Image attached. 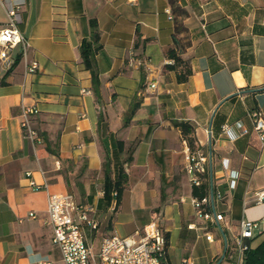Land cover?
Masks as SVG:
<instances>
[{
	"label": "crops",
	"instance_id": "0c3cea01",
	"mask_svg": "<svg viewBox=\"0 0 264 264\" xmlns=\"http://www.w3.org/2000/svg\"><path fill=\"white\" fill-rule=\"evenodd\" d=\"M23 1L26 55L15 48L11 68L0 60V264H63L48 223L52 193L87 210L97 227L83 231L95 250L155 220L168 233L170 264H210L223 253L220 264L231 262L215 225L214 241L205 238L175 122L193 127V149L209 156L211 141L212 197L229 240L242 220L264 219V142L250 116L264 117V0ZM91 20L102 45L96 85L79 52ZM7 23L0 0V30ZM169 50L182 64L167 63ZM33 60L38 70L28 74ZM23 108L37 109L30 121L39 142L23 134ZM105 160L113 178L121 167L127 174L117 206L103 198Z\"/></svg>",
	"mask_w": 264,
	"mask_h": 264
},
{
	"label": "built area",
	"instance_id": "2783aa9c",
	"mask_svg": "<svg viewBox=\"0 0 264 264\" xmlns=\"http://www.w3.org/2000/svg\"><path fill=\"white\" fill-rule=\"evenodd\" d=\"M134 3L136 0H126ZM2 6L6 10L8 23L0 30V60L7 68L14 64L12 53L15 48H20V54L26 55L29 44L23 34L18 30L17 24L20 22V8L23 0H1ZM169 13V12H168ZM171 18V17H169ZM174 60H168L172 64ZM38 62L33 60L26 66L28 74H34L38 70ZM154 86L153 84L151 85ZM83 93H90L82 90ZM37 112L36 108H23L21 128L26 138L33 142H39V136L33 128L30 115ZM254 130L260 140L264 142V117L258 111L251 114ZM223 131H230V126L225 124ZM247 130L242 129L239 135L245 134ZM184 171L193 187L202 184V177L207 174V163L209 156L200 149H191L189 145L184 149ZM34 189L41 186L30 181ZM44 188L47 185L44 184ZM264 200V189L257 192V201ZM195 213L197 217L204 220L205 238L209 242L214 241L210 228L215 225L220 232V239L224 245L225 255L227 254L232 264H243L246 252L250 248L249 240L257 234L264 232V219L257 221L242 220L239 224V231L229 240L221 222L224 220L222 213L217 212L208 182V196L203 199L193 198ZM48 223L52 228L51 241L61 255L63 264H160L161 257L165 254L166 239L164 231L157 221L152 220L143 226L141 231L136 232V236L109 235L101 240L98 250H95L84 234V224L96 229V224L87 215V210L76 204L73 196L68 193H52L47 196ZM30 217H35L31 212ZM193 226L190 225L189 228ZM215 260L210 264H218ZM182 264H193L189 257L182 258ZM220 264V263H219Z\"/></svg>",
	"mask_w": 264,
	"mask_h": 264
},
{
	"label": "trees",
	"instance_id": "16d2710c",
	"mask_svg": "<svg viewBox=\"0 0 264 264\" xmlns=\"http://www.w3.org/2000/svg\"><path fill=\"white\" fill-rule=\"evenodd\" d=\"M91 34L89 38H85L81 41L79 46V52L84 67L91 72L92 82L94 85L98 83L97 73L94 70V58L95 53L102 47L99 42V31L97 22L95 20L90 21ZM168 56L174 60V65L178 66L182 64L180 58L173 50L168 51ZM19 58V57H18ZM17 58V59H18ZM174 68L173 66H170ZM187 72L189 70H186ZM185 71V72H186ZM181 79V78H179ZM177 127H180L184 138L186 139L189 147L193 149L194 139L192 137L193 127L187 122H175ZM123 144L119 143V148L122 150ZM131 161V156L126 159V162ZM127 182V174L121 167L119 169L116 178L112 177L110 161L105 160L103 165V198L107 202L108 206L111 202L115 201V206L118 205L124 185ZM192 195L198 199H203L208 196L207 184H201L200 186L193 187ZM166 239V248L168 244V233H164ZM260 240L253 245H250L249 250L246 252L243 264H264V233L260 236ZM166 251V250H165ZM227 255V254H226ZM160 264H170L167 252L161 257Z\"/></svg>",
	"mask_w": 264,
	"mask_h": 264
},
{
	"label": "water",
	"instance_id": "95a60500",
	"mask_svg": "<svg viewBox=\"0 0 264 264\" xmlns=\"http://www.w3.org/2000/svg\"><path fill=\"white\" fill-rule=\"evenodd\" d=\"M259 89L253 90V91H258ZM209 163H210V189L212 192V170H211V141H209ZM224 258V253L221 256L219 263H221L222 259ZM218 263V264H219Z\"/></svg>",
	"mask_w": 264,
	"mask_h": 264
},
{
	"label": "rangeland",
	"instance_id": "374dc122",
	"mask_svg": "<svg viewBox=\"0 0 264 264\" xmlns=\"http://www.w3.org/2000/svg\"><path fill=\"white\" fill-rule=\"evenodd\" d=\"M215 234H216L218 237H220V232H219V230H216V231H215ZM260 239H261L260 237L256 238V242H258ZM222 264H232V262H230V261H224Z\"/></svg>",
	"mask_w": 264,
	"mask_h": 264
}]
</instances>
